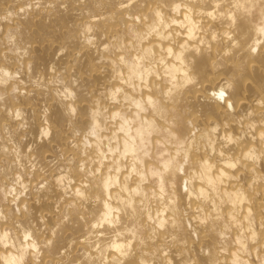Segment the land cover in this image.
Wrapping results in <instances>:
<instances>
[{"label": "bare ground", "instance_id": "1", "mask_svg": "<svg viewBox=\"0 0 264 264\" xmlns=\"http://www.w3.org/2000/svg\"><path fill=\"white\" fill-rule=\"evenodd\" d=\"M0 264H264V0H0Z\"/></svg>", "mask_w": 264, "mask_h": 264}, {"label": "rangeland", "instance_id": "2", "mask_svg": "<svg viewBox=\"0 0 264 264\" xmlns=\"http://www.w3.org/2000/svg\"><path fill=\"white\" fill-rule=\"evenodd\" d=\"M212 93H214V91ZM181 179H182V182H183V191L186 192V190H187L186 181L184 180L183 176H182Z\"/></svg>", "mask_w": 264, "mask_h": 264}]
</instances>
